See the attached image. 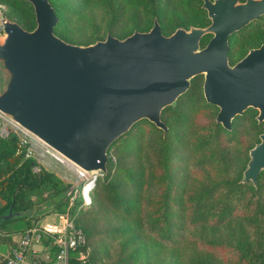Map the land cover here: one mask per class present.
Wrapping results in <instances>:
<instances>
[{"label":"trees","instance_id":"trees-1","mask_svg":"<svg viewBox=\"0 0 264 264\" xmlns=\"http://www.w3.org/2000/svg\"><path fill=\"white\" fill-rule=\"evenodd\" d=\"M49 3L57 17L53 33L75 44L92 43L103 39L106 33L123 38L134 30L147 31L154 18L163 35L177 27H204L209 23L201 7L202 0H49ZM0 5L6 6L3 16L8 20L27 30L34 27L28 2L0 0ZM91 18L97 24H92ZM86 26H90V31L83 33ZM74 30L83 34H75ZM209 37H201V47ZM262 43L264 14L229 38L227 57L230 60L235 53L241 55ZM201 80L200 75L193 77L175 106L161 110L160 118L167 126L164 134L143 120L133 124L107 149L108 166L92 190L91 204L97 210L112 213L107 220L111 225L107 232L110 237L120 239L121 256L111 264H150L148 259L162 249L176 248L186 230L201 233L204 248L198 247L185 264H264V176L258 175L255 184L240 182L246 152L239 150L231 132L214 122L215 107L203 99ZM198 113L201 120L194 121ZM141 123L153 133L158 132L156 136L150 132L152 136L141 141ZM132 129L135 131L131 132ZM116 141L119 142L114 146ZM111 149L116 156L114 163ZM195 155L199 157L193 164L200 168L207 163L209 172L195 175L193 171L191 176L180 166ZM231 156L243 167L235 175L228 172ZM33 167L38 171L34 172ZM59 183L52 173L26 156V144L16 132L0 137V215L7 212L12 201V211L21 213L12 219H24L26 228L33 227L37 215L44 210L35 206L31 195L51 185L48 204L57 210L66 200V187H59ZM76 204L70 206L72 211ZM92 211L87 207L74 212L73 222L86 237L90 235V226L82 218ZM5 222L1 221L0 226ZM40 244H49L48 238L43 237ZM49 249L52 254L54 248ZM215 253L234 258L218 259ZM95 262L96 256L91 253L82 264ZM171 264H179L176 256Z\"/></svg>","mask_w":264,"mask_h":264},{"label":"water","instance_id":"water-1","mask_svg":"<svg viewBox=\"0 0 264 264\" xmlns=\"http://www.w3.org/2000/svg\"><path fill=\"white\" fill-rule=\"evenodd\" d=\"M24 1L32 7V29L0 17V114L87 177L106 172L109 145L136 122L146 120L164 134L161 110L174 107L197 75L224 129L249 105L264 120V43L233 65L227 59L228 38L264 14V0H202L204 27L163 35L154 18L147 31L123 38L106 33L89 44L53 33L57 17L49 0ZM204 35L210 37L201 47ZM259 139L241 183L255 184L264 172V131ZM20 214L11 201L0 222Z\"/></svg>","mask_w":264,"mask_h":264},{"label":"rangeland","instance_id":"rangeland-1","mask_svg":"<svg viewBox=\"0 0 264 264\" xmlns=\"http://www.w3.org/2000/svg\"><path fill=\"white\" fill-rule=\"evenodd\" d=\"M4 10H6V6L0 5V17H5L3 16ZM96 18H97V15H96ZM91 23L97 24L93 18H91ZM89 31H90V26H86L85 31L83 33H88ZM74 33L75 34L78 33L80 35L83 34L81 32H78V30H74ZM197 119L198 120L200 119L199 113L195 115L194 121H196ZM142 121L143 120H140L138 122H142ZM142 128H143L142 130L143 132L141 134V139H142L141 141H144L146 138L152 136L151 133L153 132H152V129L150 131L148 127L144 126L143 124H142ZM6 131L8 133L12 131H16L21 141H24V143L26 144V152H28L29 156L32 157L38 163L39 167H42L46 171L52 173L54 177L60 181L59 187L61 188L66 187V200L63 201V204L60 205L57 210L54 209L50 204H48V196L53 191L51 185H47V187H42L34 191L31 197L35 202V206L44 210L43 213L37 215V218L40 219L43 217L45 219H49L47 221L51 223H56L58 221V218H57L58 214L59 215L67 214L70 217H75L76 215L74 212L76 211L78 212L83 211L87 207H91L93 209L92 212H89L88 214L84 216V218H82L83 222L90 226V235L86 237V235L83 233L85 237V243H84L85 245L78 247V250H77L78 253L71 256L70 258L71 264H82V262L76 258V256H78L79 253L83 254L84 262L91 253L92 255L95 254L96 264H111L114 261H116L118 258H120L121 256V246L119 244L120 239L110 237L111 236L110 233L107 232L111 227V225L108 224L107 220L109 219V216H111L112 213L106 212V211L103 212L101 209L97 210L95 209V206L91 203L88 206L81 205V199L79 196V188H80L81 182H80V179L77 177V174L74 172L73 166L69 164L68 162H65V161L60 162L54 159L50 155V152H53V151H51L49 148H47L45 145L40 143L38 140H36L31 135L26 134L23 130H21L19 127H17L12 122H8V124L6 125ZM134 131L135 129L131 130V132H134ZM157 133L158 132L154 131L153 135L156 136ZM159 135H160V132H159ZM118 142L119 141H116L114 146H116ZM114 146L112 147V149H114ZM112 149L110 151V155L114 163L116 160V156ZM198 157H199L198 155L191 156L189 159L186 160L185 164H180V166H184L187 169L188 175L191 174L192 176L193 171H195V175H197V173H205L206 171L209 172V165H207V163H203L202 167L200 168H197L193 164V161L195 159H198ZM229 164H230L229 165L230 168L228 172L230 175H235L236 171H240L243 168L242 165L234 161L233 156H231ZM107 166H108V163L106 161L105 167L107 168ZM34 169L38 171L37 167H33V170ZM101 180H102V177L98 178L97 182H100ZM191 183H192V179L191 177H189L188 185H190ZM74 202H76L77 204L75 206V209H73L72 211L70 206H72ZM16 220L23 221L24 219H10V220H7L6 222L16 221ZM30 223L34 224V222H30ZM18 225H21V223H19ZM36 225L38 224L35 223L33 226H36ZM114 225H115V222L112 223V226ZM78 227L81 229L80 226ZM221 234L223 237H225L222 231H221ZM201 235L202 234L199 233L198 231L195 233H191V231L189 230L184 231L182 234L183 239L179 242L176 248L171 249V250L170 248L162 249L161 252L156 254L153 258L148 259L150 264H171V261L173 260L174 256L178 258L179 264L180 263L185 264L187 259L192 257L193 252H195L196 250H199V248H202ZM190 237H193V238L191 239ZM142 239L145 240L144 237H142ZM200 251H203V250H200ZM216 256L218 259H226L228 257L229 258L231 257L228 254L227 255L216 254ZM233 258L234 256L231 257V259Z\"/></svg>","mask_w":264,"mask_h":264},{"label":"built area","instance_id":"built-area-1","mask_svg":"<svg viewBox=\"0 0 264 264\" xmlns=\"http://www.w3.org/2000/svg\"><path fill=\"white\" fill-rule=\"evenodd\" d=\"M1 32L2 28L0 26V35ZM8 122L11 121L0 114V137L8 135L6 131ZM50 155L57 161H65L53 152H50ZM26 156H29L28 152H26ZM73 168L81 182L79 188L81 205L88 206L91 203V192L98 178L102 177L104 173L96 171L87 177L83 171L74 166ZM33 171L37 172L35 169ZM57 218L58 221L56 223H50L51 227L36 225L25 228L21 232L19 240L10 249L1 264H22L26 261L28 264H71V256L78 253V251L76 252V248L84 245L85 237L82 230L74 224L73 217L67 214H58ZM43 237H47L49 246L54 248L52 254L42 246L41 248H36V245L40 244ZM76 258L84 263L83 254L79 253Z\"/></svg>","mask_w":264,"mask_h":264},{"label":"flooded vegetation","instance_id":"flooded-vegetation-1","mask_svg":"<svg viewBox=\"0 0 264 264\" xmlns=\"http://www.w3.org/2000/svg\"><path fill=\"white\" fill-rule=\"evenodd\" d=\"M237 33H238V31L233 33L230 37L234 38ZM229 38H228V41H229ZM238 45H239V43L237 44V48H238ZM252 48H256V47H250V48L246 49L245 52H243L241 55H239V54L237 55V53H235L233 58H231L230 60L227 57L229 65L235 64L237 61H239L247 53L248 50H250ZM228 50H229V47H228ZM200 76L202 77V75H200ZM202 80H203V77H202ZM202 80H201V93H202ZM202 97H203V95H202ZM213 106L215 107V111H214V117H215V115L218 111V108L215 105H213ZM258 114H259V110L256 107H253L251 105L245 107L241 111V113L235 114L231 118L230 128L228 130L224 129L219 123H216L214 121L216 124H218L224 130L231 132L234 142L237 145H239V150L246 152V155H247L246 162L248 160V151L252 147H254L255 144L259 143V141H260L259 135L264 131V120L258 121L256 118ZM214 117H213V119H214ZM246 162H245V164H246ZM260 174H263V176H264V172L260 171L257 174L256 179H257L258 175H260ZM247 182H249V181H247ZM255 182H256V180H255Z\"/></svg>","mask_w":264,"mask_h":264},{"label":"crops","instance_id":"crops-1","mask_svg":"<svg viewBox=\"0 0 264 264\" xmlns=\"http://www.w3.org/2000/svg\"><path fill=\"white\" fill-rule=\"evenodd\" d=\"M2 204V201L0 200V205ZM49 219L45 218H38L36 221L37 226L40 227H51V222L47 221ZM21 223V225H18ZM27 223L25 220H16V221H8L0 226V264L5 258V256L8 255L10 249L16 244V242L19 240L21 232L26 228ZM44 247L47 250L49 249V244H37L36 248ZM22 264H28L27 261Z\"/></svg>","mask_w":264,"mask_h":264}]
</instances>
